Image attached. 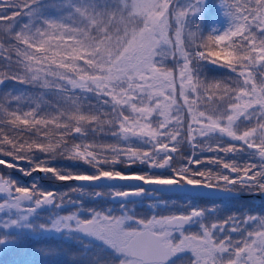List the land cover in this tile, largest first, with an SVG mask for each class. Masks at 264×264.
<instances>
[{
  "label": "snow or ice",
  "instance_id": "6c2138e0",
  "mask_svg": "<svg viewBox=\"0 0 264 264\" xmlns=\"http://www.w3.org/2000/svg\"><path fill=\"white\" fill-rule=\"evenodd\" d=\"M206 7L0 0V248L24 255L55 239L67 247L44 243L30 254L62 251L71 264H264V210L222 217L195 204L236 186L264 195V0H222L207 29ZM134 164L144 170L117 168ZM35 173L76 183L50 188ZM161 189L181 193L188 210L141 217L128 207ZM85 195L119 198V214L85 207ZM155 200L150 210L167 207Z\"/></svg>",
  "mask_w": 264,
  "mask_h": 264
},
{
  "label": "flooded vegetation",
  "instance_id": "af4514ba",
  "mask_svg": "<svg viewBox=\"0 0 264 264\" xmlns=\"http://www.w3.org/2000/svg\"><path fill=\"white\" fill-rule=\"evenodd\" d=\"M117 168L125 173H136L144 170V166L139 164H134L131 166L118 165ZM92 171L91 169H88ZM32 178H30L31 180ZM114 185L117 188H126L130 186H134L140 182L138 181H113ZM76 182H61L60 187L57 188L59 190H67L69 184H75ZM42 184V180L40 181ZM104 186V184H100ZM150 189L153 185H149ZM89 191L92 188L88 185H85ZM97 190L107 191L106 188H100ZM203 192L208 191L207 189H201ZM74 197L79 194H73ZM150 196L146 195L144 197H130V201H135L136 203H129L128 207L133 209L138 216L141 217H150L153 212L160 214H168L169 212H183L187 211V204L191 203V201H185L184 196L181 193H163L158 192L156 194H150ZM158 196L161 202H167V207L165 208L163 205L159 208H153L150 210L149 205H154L156 203L155 197ZM85 207H95L97 209H108L113 208L116 209V214H119V198L113 200L111 196H105L100 200H93L88 195L82 197ZM195 204L198 207H212L215 206L217 210V214L220 216H227L230 213L242 211V210H250L253 212H258L264 210V195H252L248 194L246 190L241 189L239 186H236L233 190V194L229 198H225L224 194L217 195L215 197L202 196L199 197Z\"/></svg>",
  "mask_w": 264,
  "mask_h": 264
},
{
  "label": "trees",
  "instance_id": "16d2710c",
  "mask_svg": "<svg viewBox=\"0 0 264 264\" xmlns=\"http://www.w3.org/2000/svg\"><path fill=\"white\" fill-rule=\"evenodd\" d=\"M212 2H207V7H206V11L205 14L203 16L204 20V27L205 29L209 28L211 26V24L214 21V15L217 12V5L218 1H213V0H209ZM209 77H212L214 75L208 74ZM13 84H17L15 82H7V84L4 86L6 88H8L7 86L9 85H13ZM19 85V84H17ZM22 86V85H20ZM27 88L30 89H34L31 86H25ZM189 150L187 148H185V152L187 153ZM22 166H26L25 162H19ZM59 163H63V164H67V161H60ZM81 171H89L87 166H82ZM11 171V170H9ZM12 175L17 177V178H21V174L18 171H12ZM50 175V174H49ZM34 176H38L40 177L39 183L42 180V186H46V187H55V188H59L61 182L59 181H54L51 179H48L44 176V174L41 173H35ZM31 177H23L22 181L27 183L30 181ZM85 205V204H84ZM52 244V245H60V242L55 240V239H49L46 241H41L38 244H30L29 245V249L28 252L25 253L24 255H21L20 251L16 248H0V264H16V262L18 261H22V260H36V261H43V260H47L48 264H71V258L67 255H65L62 251H58V253L55 256L52 257H48V258H41L38 256H32L30 254L31 252V248L32 247H39L41 246V244ZM61 247H67V245H60Z\"/></svg>",
  "mask_w": 264,
  "mask_h": 264
},
{
  "label": "rangeland",
  "instance_id": "374dc122",
  "mask_svg": "<svg viewBox=\"0 0 264 264\" xmlns=\"http://www.w3.org/2000/svg\"><path fill=\"white\" fill-rule=\"evenodd\" d=\"M213 1H218V3H221L222 2V0H213ZM207 2H212V1H209V0H207ZM217 5V4H216ZM217 9V8H216ZM205 14V13H204ZM216 16H217V12H216V14L214 15V18H216ZM204 20L205 19H203V22H204ZM212 25V24H211ZM211 73H212V75H219V73H215V72H208V74H210L211 75ZM8 88H26L27 89V91L29 92V93H32V92H35L36 91V89H30V88H27V87H25V86H20V85H17V84H13V85H9V86H7ZM189 151H190V149H188Z\"/></svg>",
  "mask_w": 264,
  "mask_h": 264
},
{
  "label": "water",
  "instance_id": "95a60500",
  "mask_svg": "<svg viewBox=\"0 0 264 264\" xmlns=\"http://www.w3.org/2000/svg\"><path fill=\"white\" fill-rule=\"evenodd\" d=\"M119 181V180H118ZM100 184H104V185H110V184H114L115 182L113 181H101L99 182ZM145 187L149 188L150 186L149 185H146ZM154 187H158V186H152L151 188H154ZM192 191H197V192H203V190L201 189H195V190H192ZM160 192H163V193H179L177 191H171V190H167V189H161ZM209 197H215V196H209Z\"/></svg>",
  "mask_w": 264,
  "mask_h": 264
}]
</instances>
